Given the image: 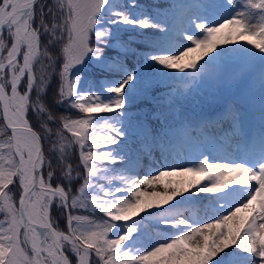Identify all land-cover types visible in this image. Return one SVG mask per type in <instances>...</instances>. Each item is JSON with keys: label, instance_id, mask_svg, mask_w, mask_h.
I'll return each mask as SVG.
<instances>
[{"label": "snow or ice", "instance_id": "obj_1", "mask_svg": "<svg viewBox=\"0 0 264 264\" xmlns=\"http://www.w3.org/2000/svg\"><path fill=\"white\" fill-rule=\"evenodd\" d=\"M248 3L264 10V0ZM105 4L106 0H53L51 4L0 0V264H73L70 257L75 264H233L227 251L233 246L253 254L254 264H264V163L251 169L205 157L194 165L167 168L154 175L106 178L105 183L120 182L113 189L94 179L103 175L106 164L116 162L105 149L123 136L101 114L124 108L125 86L134 79L129 73L118 85L107 87L105 91L112 94L107 100L97 93L78 91L80 77L72 69L86 56L96 58L102 68L113 67L106 63L104 52L108 29L97 27ZM115 15L122 24L159 27L146 18ZM197 27L203 35L187 37L194 47L150 59L180 73L191 70L195 78L201 73L212 75L203 65L198 67V62L210 57L219 45L246 41L264 52V18L249 21L240 13L214 26ZM115 66L123 68L122 61ZM53 81V102L86 114L83 118L61 116L57 120L53 108L45 104V93ZM53 122H62L63 128L53 132L48 126ZM238 125L235 107L225 104L214 114L181 124L179 131L189 140L211 137L220 143L237 135ZM64 130L72 136L66 138ZM141 138L152 139L147 130ZM75 180L78 183L73 184ZM141 185L153 190L144 191ZM160 185L162 192L156 191ZM93 186L96 191L90 193ZM233 188L242 189L246 198L226 214L197 225L180 218L163 221L185 230L151 250L123 246L134 231L131 227L119 235L114 232L118 222L126 224L141 212L168 205L185 193L216 194ZM55 209L66 217V230L57 225ZM81 209L98 211L107 219L96 221L74 214Z\"/></svg>", "mask_w": 264, "mask_h": 264}, {"label": "trees", "instance_id": "obj_2", "mask_svg": "<svg viewBox=\"0 0 264 264\" xmlns=\"http://www.w3.org/2000/svg\"><path fill=\"white\" fill-rule=\"evenodd\" d=\"M172 9L173 0H106L98 16L100 22L97 27L108 29V43L104 46V52L107 53L106 63L113 67L102 68L100 61L89 55L81 64L72 69V74L80 77L79 92L101 94L106 99L112 97L111 93L105 91L107 87L118 85L129 73L134 77L133 81L125 86L126 103L119 111L120 115L117 112L101 114V117L110 119V122L114 123L124 135V141L117 138L116 143L105 149L112 154L116 162L106 164L101 170L103 175L94 178L105 188L113 189L121 186L116 179H113L111 183H105L108 177L128 178L125 172L132 157L140 150V137L137 136H141L143 130H147L151 137L160 130L164 133L171 132L175 126L180 124V119L190 113L191 106L197 107L194 98L200 94L183 93L174 81L163 78L168 73L158 69L160 64L150 59L151 56L165 55L167 52L175 55L186 48V45L181 47L178 42H173L168 38L169 31L166 27L169 22L168 15ZM115 13H124L132 20L146 18L151 24L159 25V27L141 28L136 24H122L117 20ZM110 21L116 22L111 23ZM103 59L101 57V60ZM116 61H122L123 68L115 66ZM149 75L153 78L149 79ZM54 86V81L49 83L45 93V104L49 103L53 108L52 111L57 120L61 116L71 119L83 118L86 114L79 113L65 104L53 102ZM33 98L35 99V95ZM200 100L205 102V99L200 98ZM200 106L199 113L202 115L211 113L207 104ZM48 126L55 127V131L57 128H63L62 122L49 123ZM96 133L101 134L100 129L97 128ZM136 133L137 135H130ZM64 135L71 137L72 133L64 130ZM152 141L151 139L150 142ZM75 151L78 156V145L75 146ZM73 164L75 166V161ZM44 174L47 175V169ZM76 183L78 180L73 181V184ZM75 186L78 187V185ZM95 191V186L89 189L90 193H95ZM119 195L120 193H117V196ZM128 195L130 196L131 192ZM180 198L178 196L168 205L141 212L126 224L118 222L117 229H114L116 235L126 232L128 227L134 229L129 233V239L124 242L123 246L133 251H147L157 244L166 243L182 232L184 226L178 228L163 223V221H172L177 218L187 221L185 216H178L177 212L172 211L170 207ZM52 214L60 229L65 230L64 216L59 214L58 209H55ZM74 214L86 215L96 221L107 219L98 211L92 212L87 209H81ZM187 222L192 225V221Z\"/></svg>", "mask_w": 264, "mask_h": 264}, {"label": "rangeland", "instance_id": "obj_3", "mask_svg": "<svg viewBox=\"0 0 264 264\" xmlns=\"http://www.w3.org/2000/svg\"><path fill=\"white\" fill-rule=\"evenodd\" d=\"M43 2L51 4L53 0H43ZM192 4L186 13L185 3L180 2L175 10V20L169 26L170 35L175 40L179 39L181 47L184 45L186 47H194L187 37H201L203 35L197 27L199 24H203L205 27L214 26L240 13L245 14L249 21H259L264 18V10L253 9L248 0H231V2L229 0H220L218 3L213 0H194ZM38 10L39 5H37ZM224 31L226 32L227 29ZM166 55L171 54L166 53ZM190 55H196V53H191ZM257 61L258 63H256ZM243 64L251 67L245 68ZM200 65L209 69L212 75L201 73L200 76L193 78L191 70L180 73L165 66H160V68L168 73L163 78L179 84L183 91L196 92L202 98L212 96L213 99L219 100L217 103H221V107L225 104H232L238 113L239 129H248L251 126V118L256 120L264 129V52L255 49L247 44L246 41L230 42L227 45H219L210 54V57H205L204 60L198 62V67ZM258 66H260V69L255 74H248L249 71ZM38 68L39 65H37ZM248 79L252 81L249 83ZM228 80H231L232 83H226ZM184 84H188V87L182 88ZM248 93L249 101L243 102L238 97L240 94L246 96ZM103 98L106 99L105 97ZM201 118L204 117L194 115L190 117L188 122H195ZM52 131L55 132V130ZM65 137L68 138L66 135ZM234 137L237 138V135ZM246 137L256 146L258 145L257 137H260L261 147L264 148L263 135L256 132L255 135L248 133ZM232 138L220 143L211 137L202 140H189L183 138L179 131L177 134L178 142L174 141L172 146L168 147H157L154 150L153 157L146 166L142 165V158H135L134 163L129 166L126 175L129 178L154 175L163 169L194 165L205 157L210 162L241 163L240 159L246 153V150L244 153L240 152L236 148V143H230ZM52 139H55V136ZM50 143L49 141V145ZM244 158L247 164L249 158L246 155H244ZM260 163H264V153ZM258 165L253 169L257 168ZM73 175L75 176L76 174ZM141 189L148 192L153 190L146 185H141ZM156 191H164L162 185L157 186ZM181 196H183V200L176 205H172L171 210L176 211L180 217L185 216L186 220L191 218L193 225L226 214L232 206L246 198L244 191L238 188L221 191L216 194L201 192L196 194L185 193ZM227 251L233 264H254L257 259L253 254L235 246Z\"/></svg>", "mask_w": 264, "mask_h": 264}, {"label": "bare ground", "instance_id": "obj_4", "mask_svg": "<svg viewBox=\"0 0 264 264\" xmlns=\"http://www.w3.org/2000/svg\"><path fill=\"white\" fill-rule=\"evenodd\" d=\"M49 128H51L52 130H55V127L49 126ZM246 156L249 158V162L246 164V159L244 157L240 159V162L242 164L246 165L247 167H249V166H251L250 158L255 159V155H254V153H251V154L246 155Z\"/></svg>", "mask_w": 264, "mask_h": 264}, {"label": "water", "instance_id": "obj_5", "mask_svg": "<svg viewBox=\"0 0 264 264\" xmlns=\"http://www.w3.org/2000/svg\"><path fill=\"white\" fill-rule=\"evenodd\" d=\"M65 226H66V229H67V222H66V217H65Z\"/></svg>", "mask_w": 264, "mask_h": 264}]
</instances>
